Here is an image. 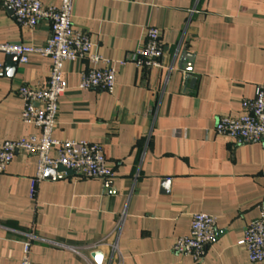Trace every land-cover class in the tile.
Listing matches in <instances>:
<instances>
[{"label": "crops", "instance_id": "obj_1", "mask_svg": "<svg viewBox=\"0 0 264 264\" xmlns=\"http://www.w3.org/2000/svg\"><path fill=\"white\" fill-rule=\"evenodd\" d=\"M73 23L92 53L113 60L116 86L80 89L81 72L104 64L66 61L53 137L102 143L114 176L49 171L31 197L38 157L17 153L0 173V264H21L27 233L34 264H107L116 236L124 264H264L238 244L264 210V142L237 144L215 132L220 117L240 116L242 100L264 85V0H76ZM150 26L160 29L164 52L158 65L140 67L134 52ZM50 36L48 20L22 27L0 0V43L45 46ZM0 60L1 146L40 133L22 120L18 88L45 85L52 59ZM196 212L217 218L199 261L172 250Z\"/></svg>", "mask_w": 264, "mask_h": 264}, {"label": "built area", "instance_id": "obj_2", "mask_svg": "<svg viewBox=\"0 0 264 264\" xmlns=\"http://www.w3.org/2000/svg\"><path fill=\"white\" fill-rule=\"evenodd\" d=\"M76 0H62L59 6L44 4L41 0H4L12 8L18 24L26 28L36 27L41 20H48L51 36L45 46L23 43H0V56L16 55L21 63H27L31 54L39 53L52 59L50 77L45 85L22 84L18 93L24 102L22 120L40 129L39 134H29L15 140H6L0 146V173L4 172L17 153L26 152L38 157L37 172L32 178L30 195L34 197L37 184L45 179L49 168L60 166L72 170L84 178H105L114 176L104 154V145L89 140H61L53 137L57 126L60 96L68 89L64 75L66 61L86 59L103 63L81 72L80 89H99L113 93L116 86V69L113 60L91 52L92 42L87 34L76 30L73 23ZM164 48L161 31L150 26L146 42L134 52L137 66L159 64ZM125 64L126 61L120 62ZM3 62L0 60V72ZM215 132L234 139L237 144L264 142V85L256 89L255 96L242 100V113L238 117L222 116L215 125ZM66 172V171H63ZM119 226V225H118ZM117 234V233H116ZM115 234V236H116ZM23 241L21 264H34L31 260L33 233L26 234ZM217 236V218L205 212H196L192 217L191 230L173 244L172 250L182 256H193L199 261L205 249ZM238 244L245 246L251 263L264 261V210L259 218L251 222ZM98 244L91 246V253L97 251ZM96 264V263H93ZM107 264H124L118 246L117 236L110 244Z\"/></svg>", "mask_w": 264, "mask_h": 264}, {"label": "water", "instance_id": "obj_3", "mask_svg": "<svg viewBox=\"0 0 264 264\" xmlns=\"http://www.w3.org/2000/svg\"><path fill=\"white\" fill-rule=\"evenodd\" d=\"M10 57L12 58H15V60H18V56L16 55H10ZM52 172V174H56L57 172L59 171H66V172H73L72 170H69V169H66L65 167L63 166H60L59 168L55 169V168H49L48 172ZM92 256L96 259V261L98 263H101L102 262V259H103V253L101 251H96V252H93Z\"/></svg>", "mask_w": 264, "mask_h": 264}]
</instances>
